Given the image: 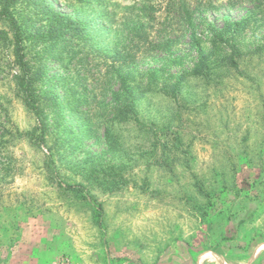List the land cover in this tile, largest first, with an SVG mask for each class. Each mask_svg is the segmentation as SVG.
I'll return each instance as SVG.
<instances>
[{
  "label": "rangeland",
  "instance_id": "374dc122",
  "mask_svg": "<svg viewBox=\"0 0 264 264\" xmlns=\"http://www.w3.org/2000/svg\"><path fill=\"white\" fill-rule=\"evenodd\" d=\"M41 1L0 18V264H264V0Z\"/></svg>",
  "mask_w": 264,
  "mask_h": 264
},
{
  "label": "trees",
  "instance_id": "16d2710c",
  "mask_svg": "<svg viewBox=\"0 0 264 264\" xmlns=\"http://www.w3.org/2000/svg\"><path fill=\"white\" fill-rule=\"evenodd\" d=\"M1 9H0V18L1 19H10L7 15L9 6L14 2V0H1ZM35 3L37 5H43V1L41 0H35ZM49 13L52 15V19L50 20V29L45 34L46 36H57L65 29H71L75 30L77 34L80 36H83L85 38H88L87 36L88 31L90 29V26H87L85 24H79L76 23L74 20H72L70 17L64 16L62 13L48 10ZM61 25H64L65 27L62 28ZM14 37L16 38V46L18 51H20V44H21V38L20 36L14 32ZM7 32L5 30L0 29V39H6L7 38ZM19 63L22 68L21 75L16 76L17 80V86L20 90V95L22 99L24 100V104L27 106V108L31 109L34 113H38V104L36 100V94L32 85V82L34 80L33 76H30L25 68V61L23 60V55L19 54ZM119 114L124 118H133L138 119V113L136 110V101L131 100L129 103L124 104L119 109ZM41 133H44L45 127L42 125L40 126ZM76 188H82L83 184L75 185ZM77 190V189H76Z\"/></svg>",
  "mask_w": 264,
  "mask_h": 264
},
{
  "label": "built area",
  "instance_id": "2783aa9c",
  "mask_svg": "<svg viewBox=\"0 0 264 264\" xmlns=\"http://www.w3.org/2000/svg\"><path fill=\"white\" fill-rule=\"evenodd\" d=\"M58 264H72V262L68 256H61Z\"/></svg>",
  "mask_w": 264,
  "mask_h": 264
},
{
  "label": "crops",
  "instance_id": "0c3cea01",
  "mask_svg": "<svg viewBox=\"0 0 264 264\" xmlns=\"http://www.w3.org/2000/svg\"><path fill=\"white\" fill-rule=\"evenodd\" d=\"M211 254H212V253H211ZM254 256H255V251L253 252L252 257L254 258ZM230 264H233V263H230ZM235 264H244V263H243V261H242L241 263H235Z\"/></svg>",
  "mask_w": 264,
  "mask_h": 264
}]
</instances>
